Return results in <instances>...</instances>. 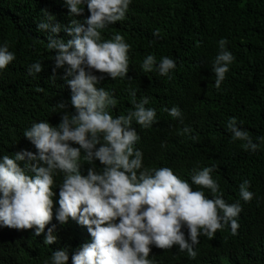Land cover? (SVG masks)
I'll return each mask as SVG.
<instances>
[{"label": "clouds", "instance_id": "1", "mask_svg": "<svg viewBox=\"0 0 264 264\" xmlns=\"http://www.w3.org/2000/svg\"><path fill=\"white\" fill-rule=\"evenodd\" d=\"M131 3L132 0H64L72 17L68 26L53 23L54 16L43 12L36 29L47 33V48L55 52L52 71L64 70L62 78L71 93L65 87L64 94L59 88L43 94V105L60 122L52 126L50 120H36L24 130L23 136L35 152L20 150L0 155V227L32 229L35 236L44 234L45 245L54 244L56 224H51L46 232L45 228L53 220V197L57 195L54 189L58 187L55 220L65 225L71 219L86 227L91 237L72 255V264H154L149 258L150 246L170 249L175 245L173 255L192 259L198 256L194 248L200 236L203 249L213 248L224 243L217 237V230L230 227L228 239L233 240L240 239L245 229V222L238 223L242 211L239 200L226 202L218 178L212 175L215 164L196 170L189 179L180 178L168 166L144 165L147 155L141 146L146 150V143L154 141L156 134L139 144L140 135L133 123L150 129L157 122L156 109L146 107L149 96L138 100L136 90L131 89V109L115 117L111 114L109 109L115 107L117 100L111 91L97 86L104 76L95 73L107 74L114 81L131 79V45L118 32L110 38L104 36L110 25L126 18ZM85 5L90 15L81 21L77 17L84 13ZM61 31L71 38H59ZM153 35L158 36L159 30ZM217 43L219 51L212 60V72L219 89L235 56L226 47V38ZM15 59L8 42L0 44V71L10 68ZM42 67L41 61L33 62L20 76L35 77ZM140 68L171 79L176 62L162 56L157 63L155 55L148 54ZM163 111L179 124L184 123L178 106ZM226 127L231 141H240L245 151L256 153L264 145V136L256 137L258 142H254L235 117L228 120ZM191 131L183 127L178 134L190 135ZM97 160L103 166L99 170ZM82 162L91 165L86 174H82ZM57 176H62L59 184ZM250 187L247 179L239 184V198L245 203L255 196ZM182 229L187 230V238ZM227 253L214 250L202 255L200 262L192 263L229 264ZM254 257L247 264H264V257ZM68 262V249L60 248L44 264ZM185 262L188 261L183 257L174 263Z\"/></svg>", "mask_w": 264, "mask_h": 264}, {"label": "trees", "instance_id": "2", "mask_svg": "<svg viewBox=\"0 0 264 264\" xmlns=\"http://www.w3.org/2000/svg\"><path fill=\"white\" fill-rule=\"evenodd\" d=\"M44 11L54 16L53 23L63 26H68L72 19L64 0H0V44L7 41L16 56L11 67L3 70L8 75L0 71V155L20 150L35 152V147L23 136L24 130L36 120H50L52 126L60 122L43 105V94L56 88L61 94L65 87L70 91L62 78L64 70L52 71L55 52L47 48V33L36 29ZM88 15L85 5L84 13L77 19L83 21ZM156 30L158 36L153 35ZM117 32L131 45L128 53L131 79L114 81L97 72L98 76H104L97 86L114 94L117 104L109 109L114 117L131 109V89L136 90L138 100L145 95L151 98L146 107L156 109L157 122L150 129L133 123L140 135L139 144L156 134L154 141L146 143V150L141 146L147 155L144 165L168 166L180 178L189 179L196 170L215 164L212 175L218 178L224 199L228 203L239 200L242 207L238 223L245 222V229L240 239L203 249L204 240L200 236L194 248L198 256L190 259L183 255L188 262L181 264L200 262L202 255L214 250L227 251L229 264H247L252 256L264 257V221L260 217L264 213V145L256 153L245 151L240 141H231L226 127L228 120L235 117L254 142H258L256 137L264 136V0H132L126 18L110 25L104 36L110 38ZM58 37L65 41L71 38L63 31ZM221 38L227 39L226 47L235 60L217 89L212 60L219 51L217 42ZM148 54H154L157 63L162 56L175 60L171 79L156 72H143L140 64ZM38 60L43 65L42 71L35 77L21 78L27 66ZM39 82L42 84L38 85ZM173 106L183 113L182 125L163 111ZM183 127L191 128V134H178ZM82 163V174H86L91 165ZM95 164L98 170L103 167L98 160ZM245 179L251 183L249 190L255 193L249 203L239 198V184ZM55 180L59 184L62 176ZM54 191L57 195L53 197V220L46 225L45 232L56 224L57 241L45 245L44 234L35 236L32 229L0 227V264H44L60 248L68 249V264H72L76 250L91 241L86 227L71 219L65 225L55 220L59 188ZM182 231L187 238V230ZM150 247L149 258L154 264H178L174 262L183 259L173 255L175 245L170 249Z\"/></svg>", "mask_w": 264, "mask_h": 264}, {"label": "rangeland", "instance_id": "3", "mask_svg": "<svg viewBox=\"0 0 264 264\" xmlns=\"http://www.w3.org/2000/svg\"><path fill=\"white\" fill-rule=\"evenodd\" d=\"M3 74L6 76V75H8V72L3 71ZM260 217H261L262 220L264 221V213H262V214L260 215ZM229 229H230V227H226V228H224V229L219 233V235H222V234L224 235V236L220 237V240L229 243V239H228V230H229ZM227 254H229V253H227ZM223 262L225 263V262H226V259H224Z\"/></svg>", "mask_w": 264, "mask_h": 264}, {"label": "bare ground", "instance_id": "4", "mask_svg": "<svg viewBox=\"0 0 264 264\" xmlns=\"http://www.w3.org/2000/svg\"><path fill=\"white\" fill-rule=\"evenodd\" d=\"M192 81V80H191Z\"/></svg>", "mask_w": 264, "mask_h": 264}]
</instances>
